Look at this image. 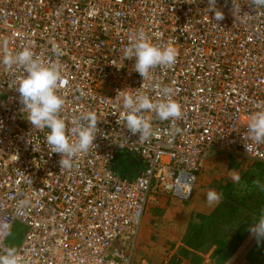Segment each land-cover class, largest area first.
<instances>
[{"label": "built area", "instance_id": "obj_1", "mask_svg": "<svg viewBox=\"0 0 264 264\" xmlns=\"http://www.w3.org/2000/svg\"><path fill=\"white\" fill-rule=\"evenodd\" d=\"M215 7L223 20L209 0H0V255L20 224L22 264H155L135 258L153 194L190 200L218 154L264 162V144L248 138L251 117L264 111V8L251 0ZM141 31L178 52L174 65L145 80L124 56ZM25 47L62 64L58 94L69 130L81 113L97 114L95 146L71 169L44 142L49 130L33 129L22 112L17 87L26 73L3 63L5 52ZM165 87L182 106L174 122L182 132L170 135L173 122L149 111L155 135L142 141L126 128L118 97L142 91L160 101ZM124 153L142 162L136 177L117 173Z\"/></svg>", "mask_w": 264, "mask_h": 264}, {"label": "rangeland", "instance_id": "obj_2", "mask_svg": "<svg viewBox=\"0 0 264 264\" xmlns=\"http://www.w3.org/2000/svg\"><path fill=\"white\" fill-rule=\"evenodd\" d=\"M120 161L116 165L120 175L133 178L142 168V162L134 156L121 155ZM207 162L190 200L176 199L179 202L173 204L163 200L164 194H153L136 241L137 262L157 258L161 255L157 249L165 247H169L167 264H261L264 261V239L258 241L250 232L264 210V192L253 184L257 179L264 183V162L226 153L215 155ZM233 174L241 177L238 183L232 179ZM198 184L203 189L201 205L208 212L191 221V211L186 208L197 193ZM209 190L222 192L223 199L209 205L206 197ZM25 231L24 226L16 224L6 241L7 247L18 249ZM145 240L153 246V256L149 257Z\"/></svg>", "mask_w": 264, "mask_h": 264}, {"label": "clouds", "instance_id": "obj_3", "mask_svg": "<svg viewBox=\"0 0 264 264\" xmlns=\"http://www.w3.org/2000/svg\"><path fill=\"white\" fill-rule=\"evenodd\" d=\"M254 7L264 8V0H251ZM216 0H209V10L215 11V19H224V13L216 10ZM126 59H134V69L143 79L149 77L150 71L157 66L174 65L178 52L173 42L161 46L151 42L143 31L139 32L135 41L124 49ZM3 63L9 67L20 66L26 73L19 82L17 91L23 104L22 112L25 118L33 126V129L45 133L44 142L52 153L60 154L61 169H71L74 160L81 154L87 153L95 146L94 141L98 133V117L95 112H83L76 119V127L69 130L65 119L61 115L65 101L58 94V89L63 83V66L59 61L44 63L30 47L23 51L11 54L5 52ZM173 89L165 87L161 95L165 99L154 101L144 92L122 93L118 99L122 100L125 109L124 120L126 128L132 135L139 134L140 140L147 141L155 135L153 125L145 112H155L160 121H172L173 127L170 135H177L182 129L175 126L174 122L182 118V106L179 102L171 99ZM75 136L76 139L72 137ZM248 138L256 144H264V111L255 113L248 124ZM29 143H31L29 141ZM249 152L251 146L246 143ZM232 179L239 182L241 177L233 174ZM253 184L264 192V183L259 179ZM207 202L214 205L223 199V193L216 190L207 192ZM250 232L259 240L264 239V210L255 224H252ZM0 264H22L16 248L11 247L0 255Z\"/></svg>", "mask_w": 264, "mask_h": 264}, {"label": "crops", "instance_id": "obj_4", "mask_svg": "<svg viewBox=\"0 0 264 264\" xmlns=\"http://www.w3.org/2000/svg\"><path fill=\"white\" fill-rule=\"evenodd\" d=\"M227 154H231V153H227ZM234 155H239V154H234ZM241 156V155H240ZM208 163V162H207ZM206 163V164H207ZM205 164V165H206ZM142 167H143V165H142ZM199 176H200V174H199ZM198 176V178H197V180L199 179V178H201V177H199ZM203 176V175H202ZM197 183V182H196ZM201 185V184H200ZM200 185L198 184L197 186H199L198 188H197V193L195 194V196L193 197V199H192V202H190L188 205H187V208L186 209H188V211H191V215H190V219L189 220H193V218L195 217V216H197V215H200V214H203V213H205V212H208V208H205V207H203L201 204V202H200V198H201V196H200V194L201 193H203L202 191H203V189H200ZM159 195H161V194H159ZM165 196V198L163 199V200H169L171 203H173V204H175V203H178L179 201H177L175 198H173L171 195H168V194H164ZM168 196V197H167ZM163 202V201H162ZM162 202H159V203H162ZM165 202H163V204H164ZM148 206V205H147ZM178 206V205H177ZM147 208V207H146ZM198 213V214H197ZM189 226H190V223H189ZM194 228V227H193ZM145 242V245H147L148 247H149V257L150 256H153L154 254H155V252L153 251V246L152 245H150L149 244V242L147 241V240H145L144 241ZM168 249H169V247H165V248H161V250L159 249H157V254H160L161 253V255H157V258H153L152 260H150V259H148V258H144L145 260H147V261H149V262H151V263H155V264H161V262H163L164 261V264L166 263H168V258H167V253L168 252H166V251H168ZM175 264V263H174ZM262 264V263H261Z\"/></svg>", "mask_w": 264, "mask_h": 264}, {"label": "trees", "instance_id": "obj_5", "mask_svg": "<svg viewBox=\"0 0 264 264\" xmlns=\"http://www.w3.org/2000/svg\"><path fill=\"white\" fill-rule=\"evenodd\" d=\"M122 155H129V154L124 153V154H122ZM130 156H131V155H130ZM120 162H121V161H120V156H119L118 161H117V164H120ZM117 164H116V165H117ZM116 171H117V167H116ZM117 172H118V171H117Z\"/></svg>", "mask_w": 264, "mask_h": 264}]
</instances>
